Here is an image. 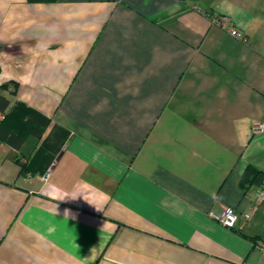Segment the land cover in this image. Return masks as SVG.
Segmentation results:
<instances>
[{"label": "crops", "instance_id": "1", "mask_svg": "<svg viewBox=\"0 0 264 264\" xmlns=\"http://www.w3.org/2000/svg\"><path fill=\"white\" fill-rule=\"evenodd\" d=\"M0 95L50 120L0 143V264H264V0H0Z\"/></svg>", "mask_w": 264, "mask_h": 264}, {"label": "trees", "instance_id": "2", "mask_svg": "<svg viewBox=\"0 0 264 264\" xmlns=\"http://www.w3.org/2000/svg\"><path fill=\"white\" fill-rule=\"evenodd\" d=\"M35 1L39 0H29V2ZM219 17L220 16H215L213 18ZM10 84L13 88L11 93L15 94V83L8 82L3 84L2 87L8 88ZM0 114L2 115V118L0 119V143H5L15 149H19L29 135H33L40 140L50 123L48 118L29 108L22 102H16L13 105H10L8 98L4 95H0ZM67 135L68 133L65 129L54 126L48 136L42 140L40 147L43 146L48 150L46 164H51L56 153H58L60 147L63 145ZM15 161L19 164L20 171H30L29 166L27 165L28 160L23 162L20 158H16ZM252 174H254L253 177H251ZM260 174H262L261 171L253 173L252 169H248L241 179V184L244 185L255 181ZM263 181L264 176L262 174L258 178V182L262 183Z\"/></svg>", "mask_w": 264, "mask_h": 264}, {"label": "built area", "instance_id": "3", "mask_svg": "<svg viewBox=\"0 0 264 264\" xmlns=\"http://www.w3.org/2000/svg\"><path fill=\"white\" fill-rule=\"evenodd\" d=\"M213 22L216 23L217 25H219L220 27H222L232 37H234L240 41L246 40L245 37L243 36V34L237 28L229 25L228 22L225 20V18H223L221 16L219 18H213ZM1 118H2V115L0 114V119ZM262 128H263L262 124H257L255 126H253L252 131H253V133H257V132H260L262 130ZM262 201H264V181L261 183V185L257 191V195L255 197V204L252 206V208L248 212H246L242 215V218L245 221L249 220L253 211L255 210L256 206ZM210 216L213 219L219 221L223 227L228 228V229L234 228V226L238 220V215L232 207H226L219 214L210 213ZM256 245H257V248L261 252L264 253V239L259 240Z\"/></svg>", "mask_w": 264, "mask_h": 264}]
</instances>
